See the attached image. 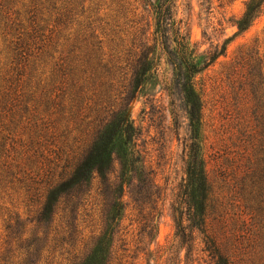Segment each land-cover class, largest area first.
Returning <instances> with one entry per match:
<instances>
[{
    "label": "rangeland",
    "instance_id": "374dc122",
    "mask_svg": "<svg viewBox=\"0 0 264 264\" xmlns=\"http://www.w3.org/2000/svg\"><path fill=\"white\" fill-rule=\"evenodd\" d=\"M247 1L175 0L174 13L200 59L226 47L193 77L202 99L199 142L210 187L207 233L232 264H264V4L252 24L240 30L237 21ZM83 4L71 30L93 27L99 35L103 54L99 75L88 85L91 98L87 101L85 94L73 100L68 91H59L61 111L51 137L44 121L48 116L44 99L55 95L46 85L53 61L37 60L26 71L15 119L27 114L22 122L12 124V135L21 141L13 143L11 153L25 158L27 191L24 181H15L0 192V256L8 248L18 251L16 240L9 245L7 219L14 217L12 221L16 218L23 225L14 231L24 233L27 244L46 232V225L34 218L39 202L28 191L29 171L42 172L46 156L55 155L48 150L62 146L63 141L81 151L92 137L87 113L99 111L104 117L111 109H127L136 128L139 160L134 170L123 182L115 156L107 181L96 177L85 186L83 197L77 190L62 199L58 221L68 207L78 205L67 219L72 239L83 248L91 244L88 236L104 227L111 230L118 251L127 249L141 264H215L201 230L193 228L187 241L177 233L175 208L185 209L180 191L187 177L191 128L174 66L164 44L155 39L150 0H85ZM171 44L169 40L167 45ZM148 53L154 66L136 89L133 74L138 59ZM9 57L7 41L0 34V74L8 68ZM120 183L124 185L118 198ZM115 201L120 214L112 222ZM188 222L184 220L185 225ZM30 257L25 264L33 263Z\"/></svg>",
    "mask_w": 264,
    "mask_h": 264
},
{
    "label": "trees",
    "instance_id": "16d2710c",
    "mask_svg": "<svg viewBox=\"0 0 264 264\" xmlns=\"http://www.w3.org/2000/svg\"><path fill=\"white\" fill-rule=\"evenodd\" d=\"M85 0H0V34L7 41L9 57L8 68L0 74V192L15 181L25 182L27 191V167L24 157L17 158L11 153L14 142L21 141L15 138L12 124H19L23 116L19 115L17 105H20L24 95L23 80L26 71L37 60L52 63L51 80L47 82L52 92L50 98H45L46 127L55 136L59 108L60 92L68 91L73 100L85 94L88 96V85L95 82L98 74L97 68L103 59L100 51L102 40L96 33L91 22L86 29L72 32V24L76 20L75 14ZM155 12V39L164 44L168 58L174 66V77L179 85L187 105L190 120V142L188 146L187 177L181 184L180 195L185 209L175 208L177 233L182 241L198 228L205 234L206 248L215 258V264H232L225 255L214 237L207 233L206 214L209 200V182L206 160L201 151L199 142V126L202 118V99L198 94L193 77L201 67L213 62L226 47L218 49L205 58L200 59L191 41L179 26V21L174 13L175 0H150ZM264 0H248L246 9L237 21L240 30L248 28L254 19L261 13ZM77 16V15H76ZM64 39V41H61ZM171 40L169 46L167 42ZM60 48V49H59ZM139 66L134 72V86L137 89L147 73L152 71L154 63L148 54H142L138 59ZM89 90V89H88ZM84 98V99H85ZM27 110V108H25ZM111 109L107 116H102L99 111L87 113L91 139L81 151L73 149V145L63 141L57 148L48 151L55 155L46 156V168L42 172L29 171L28 191L37 197L39 207L34 218L46 225V232L32 238L27 244L24 233L14 231L22 224L6 220L11 243L17 241L18 251L7 249L5 256H0L3 264H25L32 256V264H141L135 260L127 249L119 252L114 244L111 230L102 228L93 231L88 236L91 241L83 248L72 239L68 213L76 209L68 207V212L58 221L59 206L65 196L80 190L82 197L87 193L85 186L99 177L101 181L108 180L115 156L121 164V179L126 182L128 173L135 168L139 160L136 154L135 135L136 128L131 121L128 110ZM74 142L78 141L75 137ZM9 144V146H8ZM67 146V147H66ZM36 151V150H35ZM27 154V146L23 150ZM21 159V160H20ZM124 183L118 185L120 198ZM32 197V196H31ZM110 219L114 222L120 214L119 202L113 204ZM186 215V217H185ZM188 220V224H184ZM8 241V240H7ZM16 243V244H17ZM39 243L38 246L36 244ZM60 251L56 249L60 246ZM31 258V257H30ZM131 258H134L131 260Z\"/></svg>",
    "mask_w": 264,
    "mask_h": 264
}]
</instances>
